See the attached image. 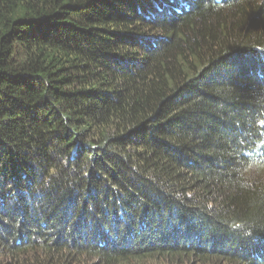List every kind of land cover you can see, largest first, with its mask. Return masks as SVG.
I'll return each instance as SVG.
<instances>
[{"label":"trees","instance_id":"obj_1","mask_svg":"<svg viewBox=\"0 0 264 264\" xmlns=\"http://www.w3.org/2000/svg\"><path fill=\"white\" fill-rule=\"evenodd\" d=\"M0 264H264V0H0Z\"/></svg>","mask_w":264,"mask_h":264},{"label":"rangeland","instance_id":"obj_2","mask_svg":"<svg viewBox=\"0 0 264 264\" xmlns=\"http://www.w3.org/2000/svg\"><path fill=\"white\" fill-rule=\"evenodd\" d=\"M0 178H1V176H0Z\"/></svg>","mask_w":264,"mask_h":264}]
</instances>
